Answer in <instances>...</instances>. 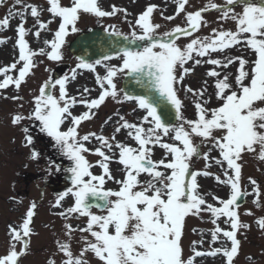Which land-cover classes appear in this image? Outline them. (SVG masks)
<instances>
[{
    "label": "snow or ice",
    "instance_id": "1",
    "mask_svg": "<svg viewBox=\"0 0 264 264\" xmlns=\"http://www.w3.org/2000/svg\"><path fill=\"white\" fill-rule=\"evenodd\" d=\"M173 2L177 4L176 15L164 16L165 20H174L185 12L188 0ZM3 3L4 0H0V5ZM21 3L22 0H15V5ZM48 3L50 7L47 11L51 13L52 19L47 23L41 20L44 9H38L33 4L24 6L21 12L10 11L9 16L15 15L21 19L16 29L19 58L10 66L0 67V76H3L0 89L14 85L19 90L37 66L34 62L37 56L62 62L66 38L83 31L78 27L82 13L94 15L98 22L120 12H124L125 19L128 16L126 9L115 5H111L110 11L103 10L99 0H70V6H62L61 0H48ZM156 8V5L151 4L134 23L128 20L130 33L120 31L115 25L105 27L103 30L107 35L101 42L99 58L90 60L77 56L75 68L62 78L54 79L52 69L45 68L49 76L40 86L39 94L34 97V110L27 116L15 115L13 118L14 125L24 120L38 121L39 131L50 137L58 153L71 162L70 167L63 169L71 174V186L58 195L54 206L59 207L66 197H73L74 206L60 215L67 218L78 213L79 217H87V227L79 231L89 233L93 239L82 236L81 240L86 246L75 257L69 243L58 241L60 251L67 257L63 264H88L83 258L85 253L94 254L100 264H195L196 257H215L222 253L227 258V264H233L240 246L237 230L248 227L241 224L236 211L238 201L247 195L241 191L242 165L237 161L241 160L244 152L255 153L259 160L264 161V0H223L222 4L209 0L201 10L186 13V26L177 25L164 32L159 31L163 25L153 22ZM210 10L219 13L220 20L234 22L235 30L213 28L209 35L194 37L202 24L207 27L208 22L203 19L202 12ZM26 14L35 18L33 27L39 26L34 33L37 39L42 32L51 31L49 25L59 18L60 23L53 38L43 41L45 47L30 49L26 36L31 29L25 27ZM9 23V17H5L0 21V28H6ZM182 37L194 38L181 46L178 41ZM3 42L0 40V43ZM233 49L243 52L251 50L256 59L250 61L244 55H231ZM216 53L223 54V58H214L213 54ZM114 60L120 63H112ZM189 62H192V66L186 67ZM237 62L234 76L232 72L221 71ZM205 64L214 66L206 72L207 77L214 78L215 91L211 94L208 92L207 80L199 90L184 84L185 77L196 66ZM98 66L105 70L104 75L97 72ZM13 70L18 72L15 78L9 74ZM77 70L96 73V83L102 90L98 98L88 99L86 94H90L91 90L86 87L80 99L69 95L67 85L77 78ZM124 77L135 81L134 87L138 91L127 90V84L118 88L117 78ZM57 86L58 96L55 94ZM181 89L185 98H192L197 115L194 120L184 114L186 106L178 95ZM213 95L221 104L209 108ZM109 97L117 103L133 102V112H143L138 123L119 116L118 126L115 127V133H120L121 129L127 130V136L135 141L137 147L117 141L115 134L111 137L112 142L94 132L82 136L78 134L77 129L82 122L92 119L95 116L93 110L99 109ZM12 99L22 97L14 96ZM78 104L84 105L87 111L77 116L72 109ZM110 120L111 116L105 123ZM66 121L70 126L66 131L61 130ZM22 131L25 133V146L32 145L34 141L29 134V127H23ZM93 137L99 141V147L92 153L101 158L96 162L102 169L99 175L93 174L91 169L95 165L84 155L91 151L85 142L91 143ZM165 138L171 142H166ZM197 138L199 142H196ZM157 146L164 150L163 158L158 161L153 159V149ZM204 148L208 150L203 151ZM115 150L119 153L117 162L123 165V179H117L109 167L116 155ZM213 150H218L222 157L213 158L215 164L223 167L226 162L227 165L223 172L226 179L221 180L219 176L215 178L221 184L230 185L231 189L229 199L219 200L221 207L207 203L205 196L199 192L198 177L209 176L211 173L191 169L193 158L203 159L206 162L205 169L212 167L208 161ZM39 155L33 150L31 159L36 160ZM49 164L54 165L57 171L61 170V165L53 161H49ZM161 166L165 171L159 170ZM168 170L170 174H166ZM229 170L232 175H229ZM142 173L150 178L141 182L138 177ZM109 181L119 185V189L106 188ZM251 184L256 186V196L259 198L257 181L253 179ZM36 208L33 202L19 230L9 226L12 243L8 253L0 255V264H18L27 253V238L30 236V224ZM205 213L211 214V223L216 225L210 230L211 243L220 240L222 233L231 242V247L220 241L221 246L210 253L197 251L196 245L204 243L201 232V240L192 242L194 255L185 258L182 236L186 218H203ZM221 217L227 218L223 222L230 224L232 230L221 229L217 223ZM258 224L264 228V219H260ZM65 227L71 239L75 230L70 224ZM18 244L22 245L19 251Z\"/></svg>",
    "mask_w": 264,
    "mask_h": 264
},
{
    "label": "rangeland",
    "instance_id": "2",
    "mask_svg": "<svg viewBox=\"0 0 264 264\" xmlns=\"http://www.w3.org/2000/svg\"><path fill=\"white\" fill-rule=\"evenodd\" d=\"M12 1H7L0 6V21L5 17H9L10 23L6 28H0V32L6 30H15L18 28L21 23L19 16H9L10 11L12 13L24 11V6L28 4L36 5L39 8L44 9L41 13V20L45 23L49 19H52L51 13L47 11L50 7L48 0H27V3L23 2L20 6L15 5L12 8ZM100 5L103 10H111V5H115L118 8L126 9L128 16L125 19L124 12L118 13L114 17L103 18L97 20L94 15L82 13L81 19L78 21V27L83 31L88 28H102L104 29L108 25H115L119 28L120 31L124 33H130L131 29L128 24V20L135 22V19L142 14L147 6L154 4L157 6L156 10L153 13V22L163 25L159 30L164 32L174 28L179 25L181 27L186 26V13L195 12L204 8L209 0H188V3L185 5V12L180 13L179 16H176L174 20L168 21L165 20L164 16H175L177 11V4L173 0H99ZM217 4H222L223 0H214ZM62 6H70V0H61ZM18 8H21L18 10ZM240 9H237L239 11ZM30 13V9L28 10ZM163 13V16L161 15ZM220 14L214 10L207 12H202V17L208 22L207 27L203 24L199 32L194 33L195 36L209 35L213 28H221L224 30H235L236 25L234 22H224L219 19ZM60 23L59 18L53 20L52 24L49 25L51 31H46L41 33V37L37 39L34 35L35 31L38 30V25L33 27L35 24V18L31 17L30 14H26V23L25 27L31 29L29 35L26 36V40L29 44L30 49L38 50L42 47H45L43 41L45 39H52L55 30L58 29ZM79 34V33H77ZM77 34L70 35L67 39V43L62 49L64 52V60L62 62H53L47 59L46 56H37L34 58L36 67L32 70V73L26 77V81L22 83L21 88L16 90L14 85H10L8 89H0V255H5L10 249L11 235L10 227H16L18 230L23 223V220L26 218V213L29 210L31 204L34 202L37 205V208L34 210V216L32 223L30 224L31 232L29 239V248L27 253L20 258L18 264H63V261L67 259L65 254L60 251L57 242H67L70 245V248L73 252L74 257L79 256L82 249L86 246L85 243L81 240L82 236H87L89 240L93 239L89 233H81L80 228L87 227V217H79V214H72L71 216L65 218L61 216V212H65L67 208L74 206V198L69 196L66 197L64 201L61 202L59 207H55V200L58 198V195H54L47 188V184L51 181V174L55 172L54 169H51L48 165H42L44 162L41 161L39 165L38 162L35 164L34 160L31 159V147L25 146L26 139L25 134H23L22 128L29 120H24L20 124L14 125L13 118L15 115H24L27 116L34 110V97L39 94V88L42 83L48 78L49 73L45 71V68L52 69V75L54 71L57 70L59 66H64L66 73H70L72 68H75L76 63L78 62L73 58L69 52V42L73 41L72 39ZM194 37H182L178 44L183 46ZM0 39H4L3 46H6V54L0 59V67L10 66L12 63L19 58V48L17 45V39L13 36L5 33L0 34ZM18 48V50H17ZM231 55L244 57L250 61L255 60L256 56L251 50L243 52L238 49L231 50ZM214 58H223V54L216 53L213 54ZM43 61V63H41ZM23 62H21L22 64ZM114 64H119L120 61H112ZM192 62H189L186 67H191ZM249 65L248 67H250ZM18 68L20 65L17 66ZM212 65H199L194 68V71L185 77L184 84L192 87L194 90H199L204 86V81H208V92L214 93V78H209L206 75V72L213 68ZM238 67L237 64L231 65L227 70H221L232 72L233 76L236 74ZM77 78L74 81H71L67 85V91L69 95L76 96L77 99H80V94L83 92V89L86 87L90 89V94H86L88 99L98 98L101 93V89L96 83V73H92L86 70H77ZM85 72V73H84ZM97 72L100 75L105 74V70L101 67H97ZM9 74L13 75L15 78L18 75L16 70H13ZM62 75V74H61ZM60 76L59 78H62ZM3 80V76H0V81ZM121 80L117 78V86L121 88ZM58 96V86L55 93ZM180 98L183 100L186 108L184 114L189 119H196V111L192 104V98H185V93L183 89L178 93ZM14 96L22 97V99H12ZM7 97V98H5ZM108 100V101H107ZM107 101V102H106ZM106 104L102 105L99 109H94L95 116L92 119L83 121L77 129L79 135H85L88 133H96L97 135H103L107 137L110 142L113 134L116 136V140L121 143H126L132 147H137L134 140L127 136V130L121 129L120 133H115V127L119 116H124L125 119L132 123H138L139 119L143 116V112L137 110L133 112L135 104L133 102H124L117 103L116 100L112 98H106ZM110 101V102H109ZM112 104V107L109 106ZM221 102L215 99L213 95L212 100L210 101L208 107L214 108L220 106ZM87 111V108L78 104L72 109L74 115H81L83 112ZM91 115V114H90ZM111 116L112 120L108 121L106 124L105 121L108 120V117ZM64 129H67L70 126V123L66 121L62 125ZM167 138H165L166 140ZM168 140V139H167ZM169 141V140H168ZM167 141V142H168ZM198 138H197V141ZM114 143V142H113ZM179 144V142H176ZM85 145L91 150L89 153H85L86 159L90 163L94 164L95 167L91 169L93 174L99 175L102 173V169L96 164L97 160L101 159L98 155L92 154L96 147H99V141L92 138V142H85ZM106 154V149H103ZM207 148H204L203 151H207ZM116 155L113 157L112 162L109 167L113 175L117 179H123L124 173L122 171L123 165L119 164L118 150ZM164 156V150L160 149L158 146L153 149V159H161ZM222 159L220 157L218 150H213L209 156V163L212 164V167L205 169V161L203 159L196 160L193 158V165L191 168L195 171L203 172L207 170L211 173L210 176H204V178H199V183L202 186L201 194L205 196L207 203L213 204L216 206V203L225 198L227 194V189L223 190L222 184L216 180V176L223 174L225 167L216 165L214 159ZM169 160L171 157L169 156ZM241 164L244 166L243 175L246 178H259L261 185V190L263 196L259 203H254V209L252 210L258 218H264V161H261L257 158L255 153L244 152L241 154ZM219 170V171H218ZM41 173L44 178L43 181L38 180L35 184L30 186V196L26 200L25 198L26 185L23 182L24 174H37ZM143 173L138 179L143 182L149 178L143 177ZM245 180L241 181V188L246 189L247 184ZM248 182V181H247ZM209 184V185H207ZM106 188H111L113 190H118L119 185L115 184L112 181H109L106 185ZM209 187V190L207 189ZM253 193L250 194V201H253ZM214 197L218 199H214ZM16 199V201H15ZM17 202V203H16ZM247 205V211L244 213L245 220L252 222L255 220V215L252 218L248 217L250 209ZM253 208V206H251ZM99 214V213H97ZM188 224L186 225L184 237L182 238V248L185 258L192 256V242L201 240V232H203V244H197L196 250L201 251L205 250L211 252L213 248L218 247V241L213 244L211 243V234L210 230H213L216 225L211 223V214H203V218L200 216H189L187 217ZM223 217L217 221L221 229L227 228L222 221ZM66 224H70L72 229L75 231L71 234V239L68 235V229L65 227ZM258 226V225H257ZM256 223L251 229H248V233L243 235V239L246 241L242 243L240 250L238 251L235 264H264V228H257ZM195 229V231H193ZM247 231V229H246ZM221 240V238H220ZM250 242V243H248ZM257 246V249H256ZM22 245H17V250L21 249ZM211 247V248H209ZM220 257V256H219ZM84 259L87 260L88 264H100L98 259L92 253H85ZM213 259H221L217 257ZM195 264H227L225 262H220L218 260L208 261L207 259L200 258L195 260Z\"/></svg>",
    "mask_w": 264,
    "mask_h": 264
},
{
    "label": "water",
    "instance_id": "3",
    "mask_svg": "<svg viewBox=\"0 0 264 264\" xmlns=\"http://www.w3.org/2000/svg\"><path fill=\"white\" fill-rule=\"evenodd\" d=\"M106 38V34L100 31L91 32L88 35L80 37L71 45V52L74 56H82L87 59L99 58V53L101 50V42ZM127 84V90L138 91L134 87L135 81L127 77L124 86Z\"/></svg>",
    "mask_w": 264,
    "mask_h": 264
},
{
    "label": "bare ground",
    "instance_id": "4",
    "mask_svg": "<svg viewBox=\"0 0 264 264\" xmlns=\"http://www.w3.org/2000/svg\"><path fill=\"white\" fill-rule=\"evenodd\" d=\"M67 39V38H66ZM6 47H2V48H0V59L3 57V55H5L6 54ZM27 80V79H26ZM25 80V81H26ZM216 260H218V259H216Z\"/></svg>",
    "mask_w": 264,
    "mask_h": 264
},
{
    "label": "trees",
    "instance_id": "5",
    "mask_svg": "<svg viewBox=\"0 0 264 264\" xmlns=\"http://www.w3.org/2000/svg\"><path fill=\"white\" fill-rule=\"evenodd\" d=\"M39 137H40V138H38L39 142H42V143L47 142V141H45V138H43L42 136H39Z\"/></svg>",
    "mask_w": 264,
    "mask_h": 264
}]
</instances>
